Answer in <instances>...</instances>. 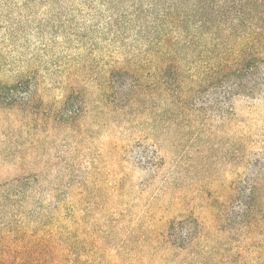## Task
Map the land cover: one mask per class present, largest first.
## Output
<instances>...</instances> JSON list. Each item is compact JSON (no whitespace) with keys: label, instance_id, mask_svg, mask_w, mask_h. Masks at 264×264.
I'll list each match as a JSON object with an SVG mask.
<instances>
[{"label":"rangeland","instance_id":"374dc122","mask_svg":"<svg viewBox=\"0 0 264 264\" xmlns=\"http://www.w3.org/2000/svg\"><path fill=\"white\" fill-rule=\"evenodd\" d=\"M258 6L255 0H0V233L16 239L21 189L45 203L145 204L161 197L162 178L175 171L172 191L185 193L181 204L204 227L213 228L228 203L234 210L240 205L225 199L227 187L259 189L258 211L239 212L240 230L220 229L221 239L206 228L204 245L225 246L224 264H264V100H237L231 116H185L151 78L163 53L186 78L226 59L261 25L264 5ZM121 68L139 77L140 95L132 80L127 90L108 88L110 70ZM68 99L73 108L66 114ZM153 144L157 156L169 157L165 168L151 160ZM150 166L157 167L152 178ZM139 208L131 209V221ZM195 252L189 264H213L207 246Z\"/></svg>","mask_w":264,"mask_h":264},{"label":"trees","instance_id":"16d2710c","mask_svg":"<svg viewBox=\"0 0 264 264\" xmlns=\"http://www.w3.org/2000/svg\"><path fill=\"white\" fill-rule=\"evenodd\" d=\"M255 3L262 7L264 0ZM245 15L243 12L240 17ZM258 15L261 25L244 39L236 52L226 59L219 58L218 64L189 78L171 54H161L151 78L163 100L171 101L174 110H180L182 115L195 113L201 118L211 114L222 117L225 111L231 116L237 100H264V8ZM108 75L107 84L112 93L127 90L132 80L133 94L140 95L141 81L135 73L121 68L110 70ZM67 102L63 109L66 114L73 108L71 99ZM155 147L151 145L154 153L151 160L156 158L160 162L158 168H148L150 178L155 168H165L169 160L167 155L157 156ZM174 174L172 171L162 178L160 198L127 206L113 204L98 208L95 203L81 201L45 203L34 199L36 191L21 189L16 194L19 200L16 239L0 233V264H189L191 253H195L193 257L198 254L197 246L210 249L213 264H224L228 257L225 246L204 245L209 236L206 228L215 230L221 239L226 233L221 237L220 229L238 232L243 224L240 210H248L250 215L258 211L259 189L253 184L249 188L246 185L236 188L234 184L227 187L225 199L237 198L240 205L234 210L230 208L231 202L228 203V211L224 207L216 215L213 228H209L204 227L205 223L192 209L181 204L185 193L172 191ZM137 207H140L137 218L131 221V212ZM12 225L9 221L5 223L7 228Z\"/></svg>","mask_w":264,"mask_h":264}]
</instances>
